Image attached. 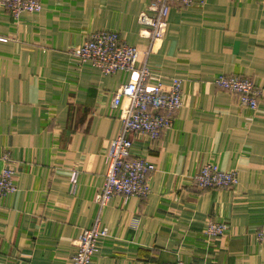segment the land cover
Returning a JSON list of instances; mask_svg holds the SVG:
<instances>
[{
	"label": "crops",
	"instance_id": "1",
	"mask_svg": "<svg viewBox=\"0 0 264 264\" xmlns=\"http://www.w3.org/2000/svg\"><path fill=\"white\" fill-rule=\"evenodd\" d=\"M40 2L17 18L0 8V169L13 168L15 185L0 202V264H72L97 213L105 154L120 129L111 100L128 76L104 75L69 48L102 29L138 48L150 42L139 15H154L153 0ZM166 21L148 64L164 85L181 80L182 106L155 141L130 134L131 154L154 165L150 191L109 200L108 235L90 264H264L256 239L264 225V0L172 4ZM220 74L262 88L259 106L215 85ZM207 163L236 170V184L198 188L194 177ZM210 219L226 222L225 233L206 236Z\"/></svg>",
	"mask_w": 264,
	"mask_h": 264
},
{
	"label": "built area",
	"instance_id": "2",
	"mask_svg": "<svg viewBox=\"0 0 264 264\" xmlns=\"http://www.w3.org/2000/svg\"><path fill=\"white\" fill-rule=\"evenodd\" d=\"M205 0H153L149 8L153 16L141 12L139 22L150 39L148 46L138 48L126 44L114 30L102 29L92 33L80 44L69 48V54L82 64L98 68L104 75L117 71L126 73L128 78L115 90L111 107L119 110L120 129L110 142L105 154L107 170L102 187L94 200L97 213L90 226L83 228L72 264H90L101 239L108 235V228L102 222V212L109 200L117 195L143 197L150 191L149 173L154 165L146 158L131 154L130 134H138L155 141L160 133L170 129L176 111L182 106L181 80L171 78L168 85L161 82L148 64V56L157 50L163 41L167 16L172 4L181 6L202 5ZM0 8L8 10L15 18L22 12L35 13L41 9L40 0H0ZM7 38L0 36V41ZM213 83L219 88L235 93L238 103L254 110L259 106L258 98L263 89L249 78L238 75L220 74ZM4 160L7 156L3 157ZM14 170L9 164L0 169V202L15 191ZM198 188H230L237 182L236 170H222L213 163L205 164L195 175ZM70 190L77 184V172L69 178ZM224 221L208 220L204 227L206 236H221L227 230ZM257 241L264 243V225L256 230ZM173 264H198L176 261Z\"/></svg>",
	"mask_w": 264,
	"mask_h": 264
}]
</instances>
